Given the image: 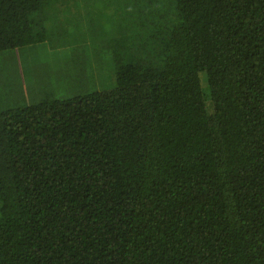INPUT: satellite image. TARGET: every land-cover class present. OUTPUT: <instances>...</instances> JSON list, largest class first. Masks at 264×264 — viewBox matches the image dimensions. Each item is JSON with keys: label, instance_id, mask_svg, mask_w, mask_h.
<instances>
[{"label": "trees", "instance_id": "1", "mask_svg": "<svg viewBox=\"0 0 264 264\" xmlns=\"http://www.w3.org/2000/svg\"><path fill=\"white\" fill-rule=\"evenodd\" d=\"M80 1L0 0V53ZM126 1L111 85L0 108V264H264V0Z\"/></svg>", "mask_w": 264, "mask_h": 264}, {"label": "rangeland", "instance_id": "2", "mask_svg": "<svg viewBox=\"0 0 264 264\" xmlns=\"http://www.w3.org/2000/svg\"><path fill=\"white\" fill-rule=\"evenodd\" d=\"M125 3L126 0H98L81 5L83 13L78 14L69 6V15L59 12L63 8L60 4L45 41L1 52L0 108L29 105L47 96L67 98L111 85L108 47L120 27L113 22L116 17L109 9Z\"/></svg>", "mask_w": 264, "mask_h": 264}, {"label": "crops", "instance_id": "3", "mask_svg": "<svg viewBox=\"0 0 264 264\" xmlns=\"http://www.w3.org/2000/svg\"><path fill=\"white\" fill-rule=\"evenodd\" d=\"M85 3H84V1H80V3H79V9H82L83 7V5H84ZM82 5V6H81ZM79 11V10H78ZM78 13H83V9L81 10V11H79Z\"/></svg>", "mask_w": 264, "mask_h": 264}]
</instances>
